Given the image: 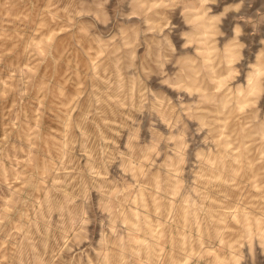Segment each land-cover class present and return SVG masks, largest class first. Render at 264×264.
<instances>
[{"label": "rangeland", "instance_id": "374dc122", "mask_svg": "<svg viewBox=\"0 0 264 264\" xmlns=\"http://www.w3.org/2000/svg\"><path fill=\"white\" fill-rule=\"evenodd\" d=\"M0 264H264V0H0Z\"/></svg>", "mask_w": 264, "mask_h": 264}]
</instances>
